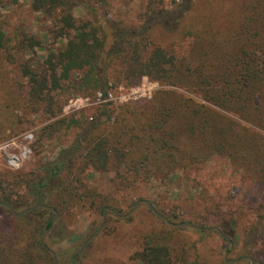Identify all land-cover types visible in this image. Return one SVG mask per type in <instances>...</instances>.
<instances>
[{"label":"trees","instance_id":"16d2710c","mask_svg":"<svg viewBox=\"0 0 264 264\" xmlns=\"http://www.w3.org/2000/svg\"><path fill=\"white\" fill-rule=\"evenodd\" d=\"M100 1L28 0L34 12L51 20L47 36L59 45L45 47L46 36L35 38L24 30L15 32L18 38L7 45L11 39L0 29V51L11 62V50L24 55L45 50L40 60L17 57L26 80L21 92L0 86V141L8 137L5 126L14 125L13 110L20 104L25 112L40 109L54 117L62 109L67 85L77 93L102 89L117 62L122 68L116 78L126 87L147 76L200 100L160 90L148 100L103 107L91 119L72 115L44 125L37 140L61 139L66 133L72 137L39 170L0 173V213L13 220L7 233L0 232V264H55L40 234L44 228L47 233L58 224L66 226L76 210L103 212L104 204L86 182L93 173L111 171L115 186L129 188L225 155L264 190V0H182L176 5H184L176 23L187 12L195 22L181 30L154 27L188 38L186 54L172 48L174 44L166 48L148 39L154 27L133 33L108 19L102 24ZM76 7L88 17L75 19ZM23 122L28 120L17 123ZM36 204L42 206L14 214ZM42 214L47 217L39 225L34 217ZM168 228L144 233L132 258L139 264H209L196 254L195 244L179 242Z\"/></svg>","mask_w":264,"mask_h":264},{"label":"rangeland","instance_id":"374dc122","mask_svg":"<svg viewBox=\"0 0 264 264\" xmlns=\"http://www.w3.org/2000/svg\"><path fill=\"white\" fill-rule=\"evenodd\" d=\"M181 2L182 0H103L97 6L98 21L102 24L107 19L117 22L120 27L133 33H138L143 27L161 25L169 30H181L191 20L196 21L193 13L187 12L179 27L181 23L177 24L176 19L181 17L184 5H176ZM72 14L77 20L88 17L80 7L74 8ZM51 24L49 18L32 10L28 0H0V29L6 32L5 37L11 39L7 45L14 44L18 38L14 33L20 30L39 39L46 36L48 42L44 39L45 47L46 43L49 46L57 45V42L54 43L47 36V28ZM149 32L147 38L156 44H162L166 48L174 44L172 48L178 49L181 54H186L189 49L190 40L182 39L179 34L166 35L156 27ZM43 49H36L26 55L21 51L11 50L14 62L0 51V86L10 87L16 93L21 92L26 80L20 73L18 62L21 59L17 57H24L30 62L40 60L45 55ZM110 68L111 77L102 89L111 91L117 100L103 107L115 108L148 100L160 90H173L200 100L183 88L162 84L147 76H142L138 84L126 87L116 78L122 63L117 62ZM141 84L148 87V96L135 101L119 102V86L129 88ZM94 92L77 93L71 85H67L61 95L64 98L62 109L54 117L40 109L25 112L22 104L14 109V125L5 126V130L9 129L6 131L8 136L15 134L9 132L11 129L32 130L36 141L32 147V155L18 169L10 170L0 165V173L35 172L42 162L52 159L70 140L72 133H66L61 139L50 137L37 140L39 130L56 118L83 115L91 119L97 116L103 107H85L74 112L64 110L71 98L92 96ZM5 101L12 103L13 100ZM19 119H27L28 122L18 124ZM113 120L114 116L110 118V122ZM86 182L97 194L100 204H104L105 213L103 215L104 210L102 213L99 210H76L65 221L68 228L58 224L47 233L46 230L42 231L41 239L54 252L58 264H139L132 256L139 248L141 237L157 226L169 227L171 235L179 242L195 244L196 254L209 264H250L247 259L226 262L224 252L227 242L221 235L229 239L226 259L249 256L253 264H264V190L245 170L231 164L225 155H213L197 165L174 171L164 180L153 177L150 181H138L129 188L115 186L111 171L90 174L86 177ZM156 209L163 216L160 217ZM46 217V214H42L34 218L41 225L40 222ZM12 222V218L0 213V232L7 233ZM175 223L177 224L174 226ZM260 224L262 226L258 228ZM76 251L78 256L74 257Z\"/></svg>","mask_w":264,"mask_h":264},{"label":"built area","instance_id":"2783aa9c","mask_svg":"<svg viewBox=\"0 0 264 264\" xmlns=\"http://www.w3.org/2000/svg\"><path fill=\"white\" fill-rule=\"evenodd\" d=\"M119 102L135 101L150 93L146 85L136 87H118ZM115 97L111 91L105 89L96 90L92 96H77L71 98L64 110L74 112L85 107H103L115 103ZM36 141L32 130H24L9 135L0 142V165L10 169H18L24 161L32 155V147Z\"/></svg>","mask_w":264,"mask_h":264},{"label":"water","instance_id":"95a60500","mask_svg":"<svg viewBox=\"0 0 264 264\" xmlns=\"http://www.w3.org/2000/svg\"><path fill=\"white\" fill-rule=\"evenodd\" d=\"M37 206H42V205L36 204V205H34V206H32V207L25 208V209H23L22 211L14 212V214H15V215H21V214H23L24 212H28V211H30V210H33V209L36 208ZM105 210H106V209L104 208L103 215H104V213H105ZM103 221H104V219H103ZM103 221H102V223H103ZM102 223H101V225H102ZM182 224H184V223H180V225H182ZM101 225H100V226H101ZM215 229L219 232V230H218L217 228H215ZM44 231H45V228L43 229V232H44ZM43 232H42V233H43ZM42 233L40 234V240H41V241H42V239H41V237H42ZM219 233H220V232H219ZM220 235H221V234H220ZM221 236H222L223 238H225V239H226V242H227L226 250H225V252H224V256H225V261H226V262H237V261H239V260H241V259H247V260H249L250 264H253V261H252L251 257H249V256H243V257H240V258H238V259H226L227 248H228V245H229V239L226 238L224 235H221ZM80 248H81V247H80ZM52 255H53V258H54V262H55V264H58L54 252H52Z\"/></svg>","mask_w":264,"mask_h":264}]
</instances>
